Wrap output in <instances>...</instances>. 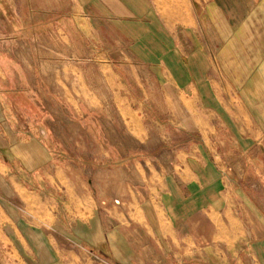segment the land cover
<instances>
[{"label":"rangeland","instance_id":"obj_1","mask_svg":"<svg viewBox=\"0 0 264 264\" xmlns=\"http://www.w3.org/2000/svg\"><path fill=\"white\" fill-rule=\"evenodd\" d=\"M145 2L148 13L138 20L142 36H135L126 32L113 10L120 8L118 0H0V75L9 80L8 88L34 101L17 107L16 124L26 136L43 140L64 172L78 175L87 191L82 205H91L106 230L126 223L128 236L150 239L159 235L155 218L148 214H155L151 204L160 219L164 215L158 189L167 180L176 181L191 147L230 135L200 133L194 115L198 101L167 85L152 69L150 50L158 42L150 37L152 6L150 0ZM154 3L179 35L188 27L202 38L214 53L213 74L221 82L216 88L223 95L236 93L233 73L220 63L219 53L215 60V51L222 44H237V30L231 32L207 5H194L193 0ZM258 103L263 101L252 100L254 108ZM216 123L212 118L210 124ZM222 146L215 150L219 158L233 154L224 140ZM221 158L222 166L233 165L230 157ZM26 186L36 193L49 190L29 181ZM16 205L21 219L29 217L38 225L44 221ZM37 207L33 204L32 210ZM196 223H191L187 249L182 244L159 250L142 247L149 258L145 264H167L174 257L173 264H256L246 259L245 246L219 244L209 237L210 225L200 230L194 229ZM174 225L179 237L188 233L182 220Z\"/></svg>","mask_w":264,"mask_h":264},{"label":"crops","instance_id":"obj_2","mask_svg":"<svg viewBox=\"0 0 264 264\" xmlns=\"http://www.w3.org/2000/svg\"><path fill=\"white\" fill-rule=\"evenodd\" d=\"M118 2L120 8L113 10L126 32L142 36L138 20L148 13L145 0ZM193 2L207 5L214 19L238 32L234 34L237 44H222L215 51V60L220 55V63L231 69L237 92L229 96L220 93L216 84L221 82L213 74V51L205 48L191 28L184 27L179 35L173 21L161 16L150 0V37L158 42L150 50L152 69L167 85L198 101L194 115L200 133L230 135L191 147L176 172L177 182L167 180L158 189L164 219L159 218L154 204L156 215L147 211L156 220L158 236L130 237L126 223L106 230L91 205H82L87 191L78 175L64 172L43 140L26 136L17 126L18 109L24 102L34 101L30 95L8 88L9 80L0 75V264H145L149 259L144 254L146 245L159 250L160 246L168 249L182 244L187 249L195 221L194 229L210 225V239L245 246L248 261L264 264V0ZM256 99L263 103L254 108L252 100ZM212 118L218 123L210 124ZM222 140L233 154L219 158L215 150L224 149ZM222 156L230 157L233 165L222 166ZM27 181L40 188L45 184L49 190L36 193L26 186ZM54 191L62 197L53 196ZM33 204L37 209L32 210ZM15 205L44 221L38 225L29 217L21 219ZM179 220L182 229L189 228L182 237L174 225ZM141 230L148 234L145 228ZM163 254L165 261L168 258ZM173 259L167 264H173Z\"/></svg>","mask_w":264,"mask_h":264}]
</instances>
